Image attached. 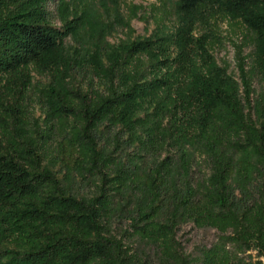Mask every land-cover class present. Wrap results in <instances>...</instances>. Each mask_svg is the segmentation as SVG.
<instances>
[{
	"label": "trees",
	"instance_id": "trees-1",
	"mask_svg": "<svg viewBox=\"0 0 264 264\" xmlns=\"http://www.w3.org/2000/svg\"><path fill=\"white\" fill-rule=\"evenodd\" d=\"M47 2L0 0V75L48 80L41 121L0 88V264H264V0H174L172 30L86 55Z\"/></svg>",
	"mask_w": 264,
	"mask_h": 264
},
{
	"label": "rangeland",
	"instance_id": "rangeland-1",
	"mask_svg": "<svg viewBox=\"0 0 264 264\" xmlns=\"http://www.w3.org/2000/svg\"><path fill=\"white\" fill-rule=\"evenodd\" d=\"M59 2L60 0H48L46 9L49 17L55 25L61 26L62 14L71 16L76 32L67 38L66 43L73 47L75 53L81 55L88 52L96 53L97 49L110 51L112 47L125 42L156 37L163 31L172 30L177 17L173 11L174 0H65L63 4ZM134 11L138 12L137 16H133ZM76 14L84 16L82 22H79L81 18L75 20ZM126 22L130 23V28L126 27ZM205 29L207 30L201 27L200 30ZM218 29L219 34L231 37L232 41H240V37L246 32L242 28H237L234 32L231 24L223 18L219 19ZM224 41L225 45L215 51V56L220 62L228 60L231 63V70H235V48L228 39ZM249 49L247 48L246 52ZM40 80L48 81L34 73L26 78L21 75H0L1 90H4L12 101L28 109V117L32 121L35 119L41 121L43 118L36 89V86L42 83ZM74 159L75 156L68 153L55 169L62 175L63 163L73 165ZM77 189L83 195L90 193L88 187L78 186ZM179 237L187 252L216 240L214 231L195 229L193 226L183 227Z\"/></svg>",
	"mask_w": 264,
	"mask_h": 264
}]
</instances>
